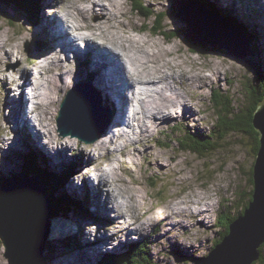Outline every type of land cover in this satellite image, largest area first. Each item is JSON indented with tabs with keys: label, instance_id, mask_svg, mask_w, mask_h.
<instances>
[{
	"label": "rangeland",
	"instance_id": "374dc122",
	"mask_svg": "<svg viewBox=\"0 0 264 264\" xmlns=\"http://www.w3.org/2000/svg\"><path fill=\"white\" fill-rule=\"evenodd\" d=\"M49 1L53 5L60 6L55 10L54 16L66 12L67 16L64 21L69 27L72 26L73 30H76L73 32L70 29L71 35L67 32L73 39L77 41L82 38L87 44H92L91 41H87L83 37V35H86L84 30L74 28L73 24L76 22L70 17L76 15L80 8L89 6L90 3L82 0H68L64 2H61V0ZM129 1L131 2L133 0ZM129 1L120 0V2L123 3L122 11H126V16H128H125L126 21L123 23L127 21L130 23L133 22L131 24H135L138 29L128 26L123 32L122 28L118 29L112 26L110 27V34L114 35L119 42L112 41L111 36L108 35L107 39H102V37L97 38L98 40H101V42L99 43L100 45L96 44L95 46L103 47L107 51H115L113 46H125L127 49L130 48L132 52L131 57L143 56L140 48H145L150 52H157L160 47L172 48L173 50L181 48V45L176 47L177 38L171 39V42L167 40L169 43H166L165 45L163 44L165 41L162 37L164 36L163 34L155 32L152 34L148 32L151 30L150 28L154 27L159 12L164 13L161 24L166 32L177 29L176 24H173L171 19L168 18L172 17V14L175 16L176 0H140L144 8H150L155 12L150 11L151 13L149 12V14H147V17L150 18L149 21H151V19L153 20L152 25H150L149 22L144 23V18L141 15L139 16L136 10H132V4L129 3ZM259 1L261 4H264V0ZM210 2L213 3L216 6V9L220 10L222 13L227 10V15L228 12L232 10L231 12L239 23L248 22L251 24L252 21L253 24L248 25V27H250L253 30V33L256 34L254 38L256 44L254 48L253 46L251 47V45L249 46L251 51L250 54L241 58L220 47L214 48L216 51H211V49H209L211 46L206 45V49H209L210 51L200 54L199 57L197 54H193L195 52L189 51L191 54H188L183 52L182 49H178L179 51H176V53L173 51V56L167 54L164 57L166 59V66L158 68V71L154 72L155 74L176 73L178 78L179 74H183L182 81L185 80L186 76L195 73L203 75L206 78L203 85H191L187 91H177L178 94H181L186 98L189 108L195 113L193 121L197 122L201 127V130L191 127L187 128L186 125L191 126L194 123L192 120H189L190 122H180L177 123L178 125L173 123L171 126L156 124H153V126L149 125L150 129H153L150 132H146L145 127L142 128L138 125V121L132 116L136 111L137 116H141L140 105L135 102V107L126 104L127 112L125 114V120L129 122H125V124L130 129L134 127L135 123L133 120H135L136 127L138 128L135 133L136 143L132 144V142L129 141L127 144H124L127 141L125 138L123 139V137H126L128 134L126 130L121 128L122 123H120L118 126H115L114 129H107V124H105L104 131L96 142L85 143L77 137H74L76 142L69 144L68 146L61 145L57 138L65 136H62L58 131L57 117L61 109V104L59 102L68 88L71 87L70 84H67L63 89V93H61L62 98L58 102H55V107L52 106L54 110L52 107V110L50 109L52 115H49L48 113L44 114L42 112L44 117L46 116L47 120L49 122L51 121V129L50 127H47L46 131L44 129L41 130V128L38 127L39 125L35 124V122L43 120V117L38 113L40 108L34 112L37 121L35 117H33L34 114L30 113L32 120L31 123L33 122V129L35 127V131L39 132L41 135L40 141L37 142H39L38 148L43 152V156L29 141L25 144V149L24 146H20L18 151L12 150V152L11 149H15L16 145L12 144L8 148H2L1 145L3 144L0 141V178L4 176H14L15 174L21 173L23 159L31 153L28 151L36 150L37 152H32L36 159L34 163L37 166L42 167L40 173L45 179L44 182L46 185H44L47 189L51 190L54 186H62L61 183L57 185L59 180H65L63 179L64 175L62 177L59 176L61 173L60 171L62 170L61 168L69 162L74 161L76 162L75 174L66 177V180L64 181L65 187L63 185L65 190L79 200L81 199L80 196L85 195L88 197L89 208L99 212L100 217L104 215L102 213H110L107 214L110 215L109 218H116V221L118 222L116 225L117 227H113L110 224H106L108 222L102 220V225L100 223L98 226L103 228H99L96 225H92L94 219L85 209L70 208L67 214L63 215L64 217H60L61 214L58 216V220L63 227L61 229L62 231L53 236L49 235L44 251L46 264H54L55 260H59L63 264H80L79 259H74L73 255L76 257L82 255L89 262L87 264H106V261H102L105 257L103 256L105 253L115 255L121 254L120 252H125L129 248L131 249V246L136 243L135 239L137 238L134 240L131 239L136 236H138V239H140V242L142 241L144 245L142 256L140 255L138 258L142 264H193L198 258L205 257L211 251L218 239L221 238L226 226L223 219L226 217L230 219L233 216H236V214H238L242 210V207L247 203L248 199L251 198L249 193L253 188V182H249V176L255 160V143L253 137H257L256 130L247 128L249 132L246 133L235 131H230L229 133L218 132V129L216 128L217 121L219 120L217 117L218 111L217 108L214 107V101L212 98L213 92L222 95L224 98L223 112L227 113V110L228 112L231 110L233 112L243 110L247 114H250L252 102H250L248 98V90L259 91L264 89V12L260 16L259 12L256 11L250 21L248 11L250 10V3H252V0H236L237 4H233L231 0L229 5H227L226 0H210ZM40 4L43 5V7H41ZM44 5L45 2L41 3V0H39L37 10L33 9L32 14L29 15L25 11L18 9L17 6L0 1V38H3L6 41L5 48H3L9 50V45L17 44L21 52L24 54L20 56L21 58H12L11 62L4 61L2 54H0V69H9L10 71L8 75L10 76L11 74L12 76L14 74L17 75L18 73H15L14 71H17L18 68L23 66L29 70V77L32 79L33 84H30L28 79L25 84H23V80L19 81V83L24 86V89L22 90L23 94L26 93L25 101L27 100V105L29 98L31 100V90H33L35 94H40L43 90H46L47 83L44 75L49 72L47 71L46 66L41 67L40 64L47 63L48 60L45 59L49 57V55L54 56L49 52L50 50L48 48L49 46L54 49V44L52 40L47 44L48 38L44 43V46H33L35 45L34 40L38 38L45 40L41 27L37 24L39 21L40 24L44 21L42 14H44V17L45 15L50 16L54 11L50 6ZM239 8L242 11V15H237L235 12L238 11ZM85 15L86 18L90 17L89 19L91 21L99 19L97 18L98 14H94L90 8ZM175 17L182 20L178 16ZM61 18H63V14ZM78 18L81 20L84 19L82 16L81 18L78 16ZM50 21H52V17H48V23ZM176 21L180 23L179 20ZM48 23L47 26L49 25ZM184 24L186 25L185 21ZM144 25L147 27H144ZM148 26L151 27L149 28ZM147 29L149 30L147 31ZM74 34L79 35H77V38H74L72 36ZM124 34H129L135 39L143 38V44H137L130 41L124 36ZM248 39H250L249 36ZM98 40L97 42H99ZM153 40L156 41L157 44H154ZM79 42L82 46L84 45V42H81V40H79ZM184 46H186V44ZM219 50L221 53L218 55L217 51ZM54 53L55 66L53 67L58 68L59 59L56 54V47ZM127 53L128 52L124 50L119 51V55L121 56H124ZM78 54L80 55V53ZM74 58L76 59L75 56ZM53 59L54 57L51 58V62ZM258 61H260L261 65ZM61 63L64 64V62ZM84 63H86V61H84ZM66 64L68 65V63ZM161 64H164V62ZM74 65H76L75 61L73 62V66ZM83 66L85 67L86 64ZM77 67L80 71L82 70L81 74L86 70L84 67L81 68L80 65H77ZM26 68H22V70H26ZM67 69H71L70 65L67 66ZM20 74L21 71L19 75ZM41 74H43V77H41ZM92 77L89 76L91 81ZM79 79L80 78H76V80ZM83 79L88 78L86 77ZM182 81L178 82L177 85H182ZM10 85L13 95L7 90L0 78V140L2 137H7L6 134L9 130L8 127L6 128V120L2 117L10 111L8 105L11 104L12 101L8 100L20 92V89L16 88L15 84L12 83ZM27 85H29V87ZM94 87L97 91L96 93L100 92L95 85ZM136 92L139 97V91H135L134 94H136ZM127 93L130 94V88L127 90ZM97 95L101 101L100 93ZM39 97L40 96L38 95L37 99H33L37 104H40L41 98ZM140 97H142V95ZM130 98L132 103H134V100L138 99L134 97ZM101 103L105 107L108 105L103 101ZM168 107L169 113L171 114V106ZM13 111H16V109ZM28 111H30L29 105L25 114L28 113ZM110 116L111 114L109 117ZM25 119H27V115H25ZM171 122L172 120L169 123ZM141 123L142 120L140 121V124ZM181 124L184 126L176 127L181 126ZM12 125L17 129L18 126L16 123H13ZM171 127L175 128L171 130ZM108 132L111 133L108 134ZM128 133L129 136L133 135L130 130H128ZM3 134L5 136H3ZM118 137H122V139ZM9 138L11 139V137ZM194 138H198L197 140L203 138L205 141L196 143ZM110 139L113 140V142L110 143ZM182 142L184 144L194 143L196 145L201 143L200 145L208 147V150L199 156L196 152L182 150L180 146ZM44 144H47L51 148H47ZM79 144L81 145L79 146ZM122 146L125 147V153L117 151ZM58 148L61 150L60 155L57 153L55 154V151H57ZM148 148L152 150L149 153L148 161H146L143 156V151ZM46 149H49L51 154L50 151L48 152ZM2 150H8L7 152L11 154V159L6 157V155L2 153ZM84 151L87 153L92 152L96 157L95 163L88 168L85 167L84 164L81 165ZM130 154H134L133 159L128 157ZM91 157L92 156L90 155L88 160H90ZM42 159H45V165L42 163ZM50 159H54V164L49 162ZM154 163H156V166H154ZM7 166L9 168H7V171L5 172ZM37 166L33 167V169L39 170V167ZM162 168L167 169L162 172ZM182 171H184V174ZM173 173L174 176L172 175ZM100 174L107 175V178L111 177V179H115V182H102L100 178L104 177L100 176ZM50 175L52 176L50 177ZM182 175L185 176L183 177ZM94 183L99 189L104 190L100 192L101 196L107 195V193L113 195L114 199L108 202L105 207L101 206L102 202H100V200L98 201V197L92 187L95 186ZM152 183H154L155 186L152 187ZM86 190L89 193L88 196L85 194ZM81 202L82 200H80V203ZM116 202L119 203V206L118 210L114 211L112 210V206H115ZM177 203L189 204L193 210H195L194 205L200 207L203 203H209L214 206L209 207L203 217L201 216L202 214L193 215L189 211L169 213L171 211L170 207ZM106 208H109V211H107ZM122 209L125 213L130 215L127 216V219L129 222L133 221L131 224H129V222H127V224L122 220L123 216H125ZM167 213L169 214L167 215ZM156 214L167 216L158 217L155 216ZM141 215L143 216L141 217ZM57 218L55 217L53 219L56 220ZM147 220L151 223L150 225L145 223ZM161 220L163 221L162 224H165V222L169 220L167 223L171 222L172 226L171 224L162 226ZM59 221L57 223H59ZM88 223H91L90 227H88ZM105 226L108 228L105 229ZM148 226H150V228H148ZM153 226L158 228L159 232H157V234L155 233ZM117 228H120L121 231L115 232ZM165 230H168L166 233L168 236L162 234ZM77 231L81 233V237L73 239L75 238L74 236H79ZM94 231L96 233H94ZM135 231H143L146 234L143 235L141 232L140 234H137ZM69 232H72L71 234H74V236H71V234L68 235L67 233ZM112 232L113 234L111 235ZM128 232L133 233L131 237L129 236L128 242L127 240L119 239V236L124 239L128 238L125 237ZM149 232L151 235L148 237ZM118 233H120V235L116 237ZM106 235H109L110 239H114L110 244L108 243L109 241L105 242L104 249H102V246L100 245L95 246L92 244L93 241L96 242L97 240L98 244L100 243V240L103 242ZM76 240H80L81 243L83 242V247H81L85 249L83 252L79 250H70L75 249L72 248V245L76 244ZM119 241H123L124 243L119 244ZM49 249L51 250L50 253H48ZM121 249L122 251H120ZM118 251L120 252L118 253ZM261 256L264 258V248L262 249ZM121 260V258H117L115 259V262ZM111 263L114 264V260H112ZM133 263L135 264V261H133ZM0 264H8V260L4 256V247L1 241ZM253 264L264 263L260 261L259 258Z\"/></svg>",
	"mask_w": 264,
	"mask_h": 264
},
{
	"label": "bare ground",
	"instance_id": "6f19581e",
	"mask_svg": "<svg viewBox=\"0 0 264 264\" xmlns=\"http://www.w3.org/2000/svg\"><path fill=\"white\" fill-rule=\"evenodd\" d=\"M64 1H68V0H61V2H64ZM82 1L89 2L90 3L89 6L80 8L76 15L70 16V17L73 19L74 22H76L75 24H73L74 28L79 29V30H84V33L86 35H83V37L87 41H91L92 44H87L86 41L82 40L81 37H80L81 39H78L77 41H75L70 35H71V30L73 32H75L76 30H73V27L72 26L69 27L66 24V22L64 21V19L67 16L66 12L60 13L58 16H54L55 10L60 6L51 4L49 0H41V3L45 2V5H48L52 9H54L53 14L50 16L45 15V17H44V14H42V16H43L42 18L44 21H42L41 24H40V21L37 23L38 25H40L41 30L43 32L42 34L44 35L46 41L48 38L47 44L49 41L52 40V42L54 44V49H53V47L50 48L49 46H48V48L50 50L49 52L51 54H53L54 56L49 55V57H47L45 59V60H48V62H47L48 64L46 62H45V64L44 63L40 64L41 67L46 66L47 67L46 69L49 72L46 75H44L46 77L45 79H46L47 86H46V90H43V92L40 94H38V93L35 94V92L33 90H31V87H30L31 100L29 98L28 105L29 106H31V104H33V105H32V107H30V111H28V113L25 114V111L27 110L28 105L26 103L27 100L25 101L26 93L23 94L22 89H24L23 84L26 83L27 79L30 82V84H33L32 79L29 77V70L23 66V67L18 68L17 71L16 70L14 71L15 73H18L17 75L14 74L12 76V74H11V76H10V75H8L9 71H10L9 69H0V78L2 79L7 90L10 91L11 95H13V91H11V87H10L11 85L10 84L13 83V84H15L16 88L20 89V92L11 98L12 100L11 99L8 100V101H12L11 104L8 105L10 108L9 113L2 116L6 120V128L7 127L9 128L8 133L6 134L7 137H2L0 140L1 143L3 144V145H1L2 148H8L13 144V145H16V148L11 149V152H12V150L18 151L20 146H24V149H25V144L28 143V141H29L32 144V146L36 150H38V152L43 156V152L41 151L40 148H38L39 142H37V141H40L41 135L39 134V132L35 131V128L33 129V124L31 123V120H30V118H31L30 113L31 112L34 113L36 110H39V108H40L38 113L43 117V120L37 121V119L35 117V113H34V117H35V119L39 125L38 127L41 128V130L44 129L46 131L47 127L51 126V121L49 122L47 120L46 116L44 117L42 112L44 114L48 113L49 115H52V112L50 113V109L52 106L55 107V102L56 101L58 102L62 98L61 93H63V89L66 87V85L70 84L71 87L68 88V90L66 89L67 91L65 92L61 101L59 102L61 105L65 101V98H66L68 92L78 82L84 80L83 78L87 77L88 79H90L89 76H91V77L93 76L92 77V83L99 89L100 92H98V93H100L101 101L108 104V105L105 104L108 106V107L106 106V110L108 112V117H107V121H106L107 129H114L115 126H118V124L122 123L121 128H123V130L127 131L128 137L127 136L123 137V135H122L123 139L125 138V140L127 141L124 144H127L129 141H131L132 144L137 142L135 133H136L138 128L136 127L135 120L138 121V125H140L142 128L145 127L146 132H150L153 129V128L150 129L149 125L153 126V124H156V125L171 126L173 123H176V125H178L177 123H179V122H185L186 123V122H190L189 120H192V121L194 120L193 118H194L195 113H193V110L191 108H189V105L186 101V98L183 97V95L178 94L177 91L178 90L187 91L191 85L192 86L203 85L206 81V78L203 75H199V74L195 73V74H192L190 76H186L185 80L182 81L183 74H181V75L179 74V78H178L176 73H159V74L154 73L155 71H158V68L166 66V63H165L166 59L164 57L167 54L173 56L174 52L176 53V51H179L178 49H180V50L182 49L183 52L191 54L190 53L191 51L189 50L188 45H186L187 47L184 46L185 45L184 37L182 35H177L176 37L170 38L168 36H165L167 34H165V35L163 34L164 36L161 35L165 39V41L163 42V44H165V45H166V43H169V42H167V40L170 41L171 39L177 38L178 40H176L177 41L176 47L181 45L180 46L181 48H177L176 50H173L172 48L160 47V48H158L157 52H150L145 48H140L141 54L143 56H134V57H131L132 52H131L130 48L127 49L125 46H122V47L113 46L115 51H112V50L107 51L105 48H103V47L101 48V47H98L95 45L96 44L98 45L101 42V40H98L97 38L102 37V39L103 38L107 39L108 35L111 36L112 41L119 42V40L114 35L110 34V27L114 26L118 29L122 28L123 32L128 28V26L131 28H134V29H138V27H136L135 24H131L133 22L130 23L129 21H127V22L123 23L124 21H126V17H128V16H126V13H127L126 11H122L123 3L120 2V0H82ZM226 1H227L226 2L227 5H229L230 4L229 2H231V0H226ZM257 1H259V0H252V3H250V10L248 11L250 21H251V17L254 16V13L256 11L259 12L260 16L264 12V4H261L260 1L259 2H257ZM232 3L237 4L236 0H232ZM41 7H43V5H41ZM89 8L92 10V12L94 14H98V17H97V18H99L98 20L95 19L94 21H91L89 19L90 17L86 18L85 13L89 10ZM262 8H263V10H262ZM64 9H66V8H64ZM214 12H216V11H214ZM235 12L237 15H239V14L242 15V11L240 8L238 9V11H235ZM62 14H63V18H61ZM217 15L219 16L218 13H217ZM53 16H54V18H53ZM78 16L80 18L82 16L84 19L81 20L78 18ZM48 17H52V21H50L49 23H48ZM168 18L171 19L173 24H176V28L178 31L175 34H182V30L185 26L184 21L176 18L173 14H172V17H168ZM176 20H179L180 23ZM225 20L228 22L230 21L229 18H225ZM47 23L49 24L48 26H47ZM251 24H253L252 21H251ZM251 24L248 22L242 23V25H244V28L246 29L243 31L246 32L247 35L250 33V29H251L250 27H248V25H251ZM70 25H72V24H70ZM237 25L239 26L238 21H237ZM149 28H150V26H149ZM67 29H68V31H67ZM148 30L149 29H147V31ZM67 32H69L70 35ZM148 32L154 34L151 30H149ZM77 35H79V34H74L72 36L74 38H77ZM124 36L134 43L143 44L142 43V40H144L143 38L142 39H135L133 36H131L129 34L128 35L124 34ZM96 39L99 42H97ZM79 40L83 41L86 44V49H84V51L81 50V47L78 44ZM120 40H121V37H120ZM105 42H108V41H105ZM153 42H154V44H157L156 41L153 40ZM5 44H6V41L3 38H0V54H2L4 61L11 62L12 58H14V57L21 58L20 56H22L23 52H21V50L17 44L9 45V47H8L9 50L4 49ZM34 44L35 45H33V46L36 47L37 42L35 40H34ZM255 44H256V40H255ZM255 44L253 46H255ZM55 47H56V54L58 55V59H59L58 68L53 67V66H55V62H54L55 61V53H54ZM122 50L127 51L128 53L125 54L124 56L119 55V51H122ZM78 53H80V55ZM220 53H221L220 50L217 51L218 55ZM193 54H197L198 56L200 55L198 53H193ZM74 56L76 57V59L74 58ZM53 57H54V59L51 62V58H53ZM74 61H75L76 65L73 66ZM84 61H86V63H84ZM61 62H64V64H62ZM162 62H164V64H161ZM66 63H68V65H70L71 69H67L68 65ZM84 64H86L85 67L83 66ZM77 65L78 66L80 65L81 68L84 67L86 69L83 74H81L82 70L80 71V69L77 67ZM22 68H26V70L25 69L22 70ZM20 71H21V74L19 75ZM41 71H40V73H41ZM41 77H43V74H41ZM76 78H80V79L76 80ZM20 80H23V84L19 83ZM181 81H182V85H177V83L181 82ZM27 86L29 87V85H27ZM119 86H120V88L118 89ZM129 88H130V94L127 93V90ZM136 89L139 91L140 96L142 95V97L139 96L140 97L139 98L137 95V92H136V94H134L135 91H137ZM38 95L40 96L39 98H41L40 104L39 103L37 104V102L35 103L33 101V99H35V98L37 99ZM87 97L88 96H86V98ZM97 97H98V95H97ZM130 97H134V98H138V99L134 100V103H132ZM38 102H39V100H38ZM135 102H137V104L140 105L141 116H137V111L132 114L133 118L135 119V120H133V122L135 123V125H134L135 128L132 127L129 129L125 124V122H129V121L125 120V114L127 112L126 111V108H127L126 104H130L131 106L135 107ZM72 103H74L73 100H72ZM168 106H171V109H170V110H172V111H170V112H172L171 114L169 113V107ZM15 109H16V111H13ZM53 110H54V108H53ZM110 114H111V116L109 117ZM25 115H27V119H25ZM37 118H39V117H37ZM49 120H51V119H49ZM141 120H142V123L140 124ZM171 120H172V122L169 123ZM193 122L194 123L191 126L186 125V127L187 128L191 127V128L201 130V127L197 124V122H195V121H193ZM13 123L17 124V126H18L17 129H15L13 127V125H12ZM183 126L184 125L181 124V126H176V127H183ZM51 128L52 127H50V129ZM174 128L175 127H171V130ZM19 129H23V130H19ZM128 130L132 131L134 136L133 135L129 136ZM159 132H161V131H159ZM159 132H156V133H159ZM109 133H111V132H108V134ZM3 136H5V135L3 134ZM155 136H153V137H155ZM9 137H11V139ZM122 137H118V138L122 139ZM153 137H151V138H153ZM13 138H14V140H13ZM57 140L61 145H65V146H68L69 144L76 142V140L73 136L58 137ZM96 141H94V142H96ZM111 142H113V140L110 139V143ZM5 143H6V145H5ZM80 145L81 144H79V146ZM79 146H77V147H79ZM47 148H49V146ZM36 150H35V152H37ZM46 150L48 152L50 151L49 149H46ZM89 150H90V148H89ZM151 150L152 149L148 148L147 150L143 151V156H144L146 161H148V156H149V153ZM7 151L2 150V153H4L6 155V157L10 158L11 154L8 153ZM117 151L125 153V147L122 146ZM0 152H1V150H0ZM60 152H61V150L58 148V150L55 151V154L57 153L58 155H60ZM89 153H87L86 151L83 152L84 161H83V158L81 157L82 158L81 165L84 164V166L87 168L90 167L91 165H93L96 161L95 155L92 152H89ZM50 154H51V151H50ZM90 155L92 157L90 160H88ZM85 157H86V159H85ZM128 157L130 159H133L134 154H130V155H128ZM42 161H45V159H42ZM12 162H13V160H12ZM49 162L51 164H54V159L53 160L50 159ZM154 166H156V163H154ZM7 168H9V167L7 166L5 168V172L7 171ZM61 169H63V167ZM165 169H167V168H162L161 171L164 172ZM182 173L184 174V171H182ZM74 174H75V171L73 172L72 175H74ZM172 175L174 176V173ZM100 176L104 177V178H100L102 182H107V181H109L111 183L115 182V179H111V177L107 178V175L100 174ZM94 185L95 186H92V187L94 189V192L96 193V196L98 197V201L100 200V202H102L101 206L105 207L108 204V202H110L112 199H114L113 195L110 193H107V195L101 196L100 192L104 191V190L99 189L95 183H94ZM85 194L87 196L89 195L87 190H86ZM80 198H81L80 200H82V202L86 205L84 209L94 219V223L92 222V225L98 226L103 220V221L108 222L106 224H110L113 227H117L116 225L118 222L116 221V218L111 219V218H109L110 215H107L110 213H107V214L102 213V214H104L103 215L104 217L103 216L100 217L99 212H96L95 210L89 208L88 197H86L85 195H82V196H80ZM182 204H183V206H182ZM184 205H186V206H184ZM118 206H119V203L116 202L115 206H112V210L117 211ZM211 206H214V205L209 204V203H205V204L203 203L202 206H200V207L194 205L195 210H193L189 204L177 203V204H173L170 207L171 211L169 213H174V212H180L181 213L182 211H189L193 215L202 214L201 216L203 217V215L206 214V211L208 210V208ZM106 210L109 211V208H106ZM122 212H124L123 209H122ZM169 213H167V215ZM167 215H162V214L157 215L156 214L155 216H158V217L162 216L163 217V216H167ZM127 216H130V215H128V213H125V216H123V219H122V220H124L125 223L129 222L127 219L128 218ZM142 216L143 215H141V217ZM60 217H64L63 214H61ZM138 218H140V217H138ZM58 219H59V217L56 220L55 219L51 220L50 236L56 235L62 231L61 229L63 227L61 226V222ZM203 219H206V218H203ZM58 221H59V223H57ZM167 221H169V220H167ZM167 221L165 222V224H162L163 221L161 220L162 226L163 225H169V224H171V226H172V223L171 222L167 223ZM132 222H129V224H131ZM145 223L147 225L151 224V223H149V220H147ZM63 224H66V223H63ZM173 224H176V223H173ZM101 225H102V223H101ZM90 226H91V223H88V227H90ZM155 226H153V228H154L155 233L157 234V232H159V230ZM162 226H161V228H162ZM101 228H103V227H101ZM104 228L107 229L108 227L105 226ZM148 228H150V226H148ZM118 231H121V229L117 228L115 230V232H118ZM167 231L168 230L163 231L162 234H166ZM71 233L72 232H69L67 234L69 235ZM94 233H96V232L94 231ZM135 233L140 234V232H137V231H135ZM78 234H79L78 237L74 236V234H71V236H74L75 238H73V239H76V238L81 237L80 236L81 233L78 232ZM112 234H113V232L111 233V235ZM132 234H133L132 232L126 233L125 237H128V238H125V239L120 238V236H119L120 233H118V235L116 237L119 236L120 240L123 239V240L128 241L129 236L131 237ZM150 235H151V233L149 232L148 237ZM166 236H168V235L166 234ZM135 238H138V236L133 237L131 240H134ZM105 239L103 242H102V240H100L99 244H98V240L96 242L93 241L92 243L96 244V246L100 245V246H102V249H104L105 248V242L109 241L108 243L110 244V243H112V240L114 238L110 239L109 235H106ZM82 243L80 240H78V241L76 240L75 247H72L75 249H70V250H73V251L79 250V251L83 252V250H85V249L81 248V247H83ZM121 243H124V242L119 241V244H121ZM117 246H118V244H117ZM73 258L79 259L80 264L89 263L82 255H79V257H76L73 255ZM54 264H63V263L59 260H55ZM93 264H98V263H93Z\"/></svg>",
	"mask_w": 264,
	"mask_h": 264
},
{
	"label": "water",
	"instance_id": "95a60500",
	"mask_svg": "<svg viewBox=\"0 0 264 264\" xmlns=\"http://www.w3.org/2000/svg\"><path fill=\"white\" fill-rule=\"evenodd\" d=\"M175 16L186 22L183 37L195 44L224 48L241 58L250 54L247 33L208 9L199 0H176ZM214 50V49H212ZM211 50V51H212ZM86 96H88L86 98ZM72 100L74 103H72ZM108 112L89 80L78 82L67 94L57 117L62 136L92 143L102 135ZM259 147L252 167L251 200L228 226L227 233L193 264H253L264 243V99L253 113ZM41 177L22 172L0 182V241L8 264H46L50 235V197Z\"/></svg>",
	"mask_w": 264,
	"mask_h": 264
},
{
	"label": "trees",
	"instance_id": "16d2710c",
	"mask_svg": "<svg viewBox=\"0 0 264 264\" xmlns=\"http://www.w3.org/2000/svg\"><path fill=\"white\" fill-rule=\"evenodd\" d=\"M0 1H4V2L10 3L14 6H17L18 9L25 11L29 15L32 14L33 9L37 10V7L39 5V0H0ZM199 1L201 3H203L206 8L211 9L213 11H216L222 17L229 18L232 23L237 25V20L234 17V14L231 12L232 11L231 9H228L231 11H229L228 15H227V10L222 13L220 10L216 9V6L213 3H211L210 0H199ZM129 3L132 4V7H133L132 10H136V12L144 18V23L149 22L150 25H152L153 20L151 19V21H149L150 18L147 17V14H149L150 11L154 12L152 9L144 8L142 6V2L140 0H133L131 2L129 1ZM36 10H35V12H36ZM163 16H164L163 12L158 13L157 20L155 21L154 27L150 28L152 32L160 33V34H164V35L166 33L167 35H165V36H168L170 38L176 37L177 35H183V30H182V34H175L178 31L177 29L174 31L166 32L162 28L163 25L161 24V20H162ZM239 26L242 27L243 30H246L244 28V25H242V23H239ZM144 27H147V26L144 25ZM255 35L256 34L253 33L252 29L250 30V33L247 35L250 37V39H248V40H249V44L251 45V47L255 44V40H254ZM35 41L37 42L36 45L38 47L44 46V43H45L44 40L38 38ZM184 41H185V44L188 45L189 50L191 52H195L198 54H203V53H206L207 51H210L209 49H211V50L213 49V48L206 49L205 46L195 44V43L191 42L190 40H188L186 37H184ZM253 48H254V46H253ZM258 63L261 65L260 61H258ZM222 98L223 97L221 94H216L215 92H213L212 100L214 101V107L217 108V111H218L217 117L219 120L217 121V126H216V128L218 129V132L229 133L230 131L231 132L235 131V132L246 133V132H249L247 130V128L248 129L251 128V130H254L253 125H252L253 113L255 112L257 106L259 104H261L263 99H264V89L259 90V91L258 90H248V98H249L250 102H252V106L250 108V114H247L243 110H238V112L237 111L233 112L232 110L228 112V110H227V113L223 112L224 98L223 99ZM256 134H257V137H253L254 143H255L254 144L255 155H256V152H257L258 147H259L258 132L257 131H256ZM197 139L194 138L196 143L205 141L203 138H200L199 140H197ZM200 144L199 145H196L194 143L184 144L182 142L180 144V146H181L182 150H188V151H191L194 153L196 152L200 156L203 153H205L206 150H208L207 149L208 147H206L204 145H200ZM28 152H31V153H29V155H27V157L25 159H23L22 172H25L28 174H32V173L38 174L39 176H41L42 182L45 184V182H44L45 179L43 178V176L40 173V169L42 167H39L34 163L36 161V159H35V156L32 152H35V151L29 150ZM28 152H26V153H28ZM42 163L45 165L44 161H42ZM35 166L39 167V170H34L33 167H35ZM75 170H76V163L74 161L69 162L60 171L61 173L59 174V176L62 177L64 175L63 179L66 180V177H69L70 175H72V173ZM55 173H56V171H55ZM54 175H58V174H54ZM51 176L52 175H50V177ZM1 180H2V177L0 178V182H1ZM65 180H62V179L59 180L57 185H59L61 183L62 186L61 187L54 186L51 188V190L47 189L46 186H44L47 194L50 197V209H49V218L50 219L58 217L60 214L66 215L68 210L72 207H74L75 209H79V208L84 209L85 208V205L83 202L80 203V200L77 197H74L72 194L68 193V191L65 190V188H64L65 187V185H64ZM62 182H63V184H62ZM249 182L250 183L253 182L252 181V169L250 171ZM63 185H64V187H63ZM151 186L153 187V186H155V184L152 183ZM251 191H252V189H251ZM251 191L249 193L250 195H251ZM250 200H251V198L248 199L247 203L244 205V207H242V210L238 214H236V216H233L230 219L228 217L223 219L225 221L224 223L226 226H225V231L222 233V236H224L227 233L229 224L237 217V215L239 216L244 211V209L246 208V206ZM222 236L220 239H218L216 244L222 239ZM75 245L76 244L72 245V247H75ZM143 246L144 245L141 241V242L133 244L131 246L132 247L131 249L129 248L125 252H120L121 254H115L114 255V254L105 253L103 255L105 257L102 259V261L103 262L106 261V264H113V263H111L112 260H114V264H134L133 261H135V264H142L140 262V259H138V258L140 257V255L142 256V253L144 251ZM53 248H54V246H53ZM263 248H264V243L259 248L260 261H262L264 263V258L261 256ZM48 252L50 253L51 250L49 249ZM117 258L118 259L121 258L122 260L115 262V259H117Z\"/></svg>",
	"mask_w": 264,
	"mask_h": 264
}]
</instances>
